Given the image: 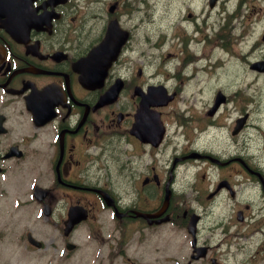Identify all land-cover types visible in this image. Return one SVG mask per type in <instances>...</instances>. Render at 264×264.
Masks as SVG:
<instances>
[{"label": "flooded vegetation", "instance_id": "1", "mask_svg": "<svg viewBox=\"0 0 264 264\" xmlns=\"http://www.w3.org/2000/svg\"><path fill=\"white\" fill-rule=\"evenodd\" d=\"M142 1L0 9V264H264V168L178 141L156 156L179 90L136 50ZM204 1L233 18L264 0ZM107 35L103 75L82 60ZM242 184L259 197L232 201Z\"/></svg>", "mask_w": 264, "mask_h": 264}, {"label": "rangeland", "instance_id": "2", "mask_svg": "<svg viewBox=\"0 0 264 264\" xmlns=\"http://www.w3.org/2000/svg\"><path fill=\"white\" fill-rule=\"evenodd\" d=\"M227 7L234 6L230 2ZM202 8L211 15L199 20L196 16L202 18ZM231 13L226 7L211 8L204 0L141 2L140 48L136 50L148 60V69L156 70L151 78L162 79L169 73L168 85L179 90L176 99L164 108L171 132L169 145L157 152L160 162L170 156L172 144L178 141L213 156L241 155L264 168V72L249 67L251 61L264 58V1L241 5L233 18ZM174 34L179 42L172 39ZM194 54L205 57L202 60ZM218 90L227 99L209 116L207 111ZM244 112L246 125L233 135L235 119ZM177 116H184V123L176 129ZM200 161L188 162L193 169ZM204 168H199L198 181L201 174L203 179L208 175ZM248 187L237 185L238 192L231 200L243 204L246 199L258 198L259 193Z\"/></svg>", "mask_w": 264, "mask_h": 264}, {"label": "water", "instance_id": "3", "mask_svg": "<svg viewBox=\"0 0 264 264\" xmlns=\"http://www.w3.org/2000/svg\"><path fill=\"white\" fill-rule=\"evenodd\" d=\"M263 38H264V34H263V36H262ZM251 67H253V68H257V69H260V70H264V60H258V61H255V62H253V63H251ZM224 98H223V96L220 94V93H218L217 94V97H216V99H215V103H214V105H213V107L210 109V113H212L214 110H215V108H216V106L220 103V101H222ZM166 102V100H164V101H158V104H163V103H165ZM244 118L245 117H243V118H241V120H244ZM156 125H157V127H158V130L159 129H162L161 128V122H160V120H159V118L157 117L156 118ZM239 126H240V124H239ZM80 218H77V220H79Z\"/></svg>", "mask_w": 264, "mask_h": 264}, {"label": "bare ground", "instance_id": "4", "mask_svg": "<svg viewBox=\"0 0 264 264\" xmlns=\"http://www.w3.org/2000/svg\"><path fill=\"white\" fill-rule=\"evenodd\" d=\"M200 53H202V52H200ZM195 55V54H194ZM198 57V58H202V60L204 59V57H205V55L204 56H199V54H197V55H195V57ZM196 61H199V59H197ZM213 61H215V60H213ZM198 90V89H197ZM263 127H264V125H262Z\"/></svg>", "mask_w": 264, "mask_h": 264}]
</instances>
